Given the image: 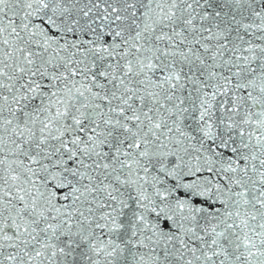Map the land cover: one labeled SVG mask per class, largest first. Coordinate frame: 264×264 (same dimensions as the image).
Masks as SVG:
<instances>
[{"label":"snow or ice","instance_id":"obj_1","mask_svg":"<svg viewBox=\"0 0 264 264\" xmlns=\"http://www.w3.org/2000/svg\"><path fill=\"white\" fill-rule=\"evenodd\" d=\"M0 264H264V0H0Z\"/></svg>","mask_w":264,"mask_h":264}]
</instances>
